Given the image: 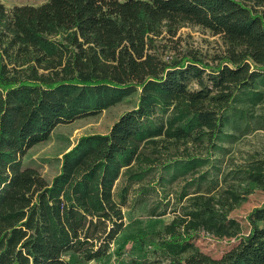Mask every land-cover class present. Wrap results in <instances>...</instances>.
<instances>
[{
  "label": "trees",
  "instance_id": "obj_1",
  "mask_svg": "<svg viewBox=\"0 0 264 264\" xmlns=\"http://www.w3.org/2000/svg\"><path fill=\"white\" fill-rule=\"evenodd\" d=\"M188 25L224 45L210 64L164 59ZM198 88H191V83ZM137 102L82 136L51 181L23 159L60 124ZM264 0L0 1V264H84L110 255L125 208L171 220L141 236L144 264H264ZM202 234L234 245L202 252Z\"/></svg>",
  "mask_w": 264,
  "mask_h": 264
},
{
  "label": "rangeland",
  "instance_id": "obj_2",
  "mask_svg": "<svg viewBox=\"0 0 264 264\" xmlns=\"http://www.w3.org/2000/svg\"><path fill=\"white\" fill-rule=\"evenodd\" d=\"M11 8L14 5L31 4L39 5L47 0H0ZM165 36V34L163 35ZM160 37L157 40L159 52L163 53L164 59L183 58L187 52H192L203 58L210 64H217L213 59L224 50L222 40L213 35L210 30L188 25L181 28L177 35ZM191 88H198L191 83ZM137 96L133 95L123 103L105 110L96 115H86L69 123L60 124L51 133L50 137L42 143L32 147L23 159L25 167H34L40 171L46 180L51 181L59 172L62 155L73 148L78 140L85 135L106 134L112 125L125 111L135 106ZM264 133L255 138H250L246 146L240 142L241 147L253 148ZM264 203V191L256 190L245 203L231 212L230 217L239 220L245 231L248 230L246 217L256 207ZM126 228L111 247L110 255L104 259L94 260L84 264H144V244L140 243L141 236L153 229H162L164 224L171 220L172 216L155 218L148 215L147 208L139 207L136 210L125 211ZM200 250L213 258H220L234 243L229 239H216L202 234L195 239Z\"/></svg>",
  "mask_w": 264,
  "mask_h": 264
},
{
  "label": "crops",
  "instance_id": "obj_3",
  "mask_svg": "<svg viewBox=\"0 0 264 264\" xmlns=\"http://www.w3.org/2000/svg\"><path fill=\"white\" fill-rule=\"evenodd\" d=\"M127 209H130V208H125V211H126Z\"/></svg>",
  "mask_w": 264,
  "mask_h": 264
}]
</instances>
